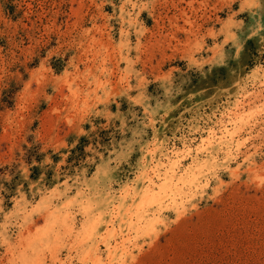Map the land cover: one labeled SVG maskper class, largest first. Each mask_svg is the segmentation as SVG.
Listing matches in <instances>:
<instances>
[{"label":"rangeland","instance_id":"1","mask_svg":"<svg viewBox=\"0 0 264 264\" xmlns=\"http://www.w3.org/2000/svg\"><path fill=\"white\" fill-rule=\"evenodd\" d=\"M0 264H264V0H0Z\"/></svg>","mask_w":264,"mask_h":264},{"label":"trees","instance_id":"2","mask_svg":"<svg viewBox=\"0 0 264 264\" xmlns=\"http://www.w3.org/2000/svg\"><path fill=\"white\" fill-rule=\"evenodd\" d=\"M34 169H35V167H34Z\"/></svg>","mask_w":264,"mask_h":264}]
</instances>
